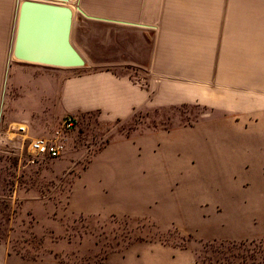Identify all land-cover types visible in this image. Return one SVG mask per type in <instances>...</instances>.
Instances as JSON below:
<instances>
[{"label":"crops","instance_id":"crops-1","mask_svg":"<svg viewBox=\"0 0 264 264\" xmlns=\"http://www.w3.org/2000/svg\"><path fill=\"white\" fill-rule=\"evenodd\" d=\"M66 1L95 24L78 28L93 58L79 69L7 65L15 0H0V129L40 135L71 114L81 136L103 142L81 150L68 136L51 190L60 197H16L0 156V264H197L191 236L264 235V0ZM142 108L168 114L131 117ZM15 162L25 181L48 175L26 155ZM108 216L191 229L177 240L105 230L115 240L95 261L93 221Z\"/></svg>","mask_w":264,"mask_h":264},{"label":"rangeland","instance_id":"rangeland-1","mask_svg":"<svg viewBox=\"0 0 264 264\" xmlns=\"http://www.w3.org/2000/svg\"><path fill=\"white\" fill-rule=\"evenodd\" d=\"M181 111L182 110L173 109V111H170V112L173 113L172 117L175 118V115L177 114L181 115L182 113ZM167 114H168V111H165L163 109H158L157 111L156 110L149 111V109L142 108V109L135 110L133 114L131 115V117L141 121L142 119H145L148 117L165 119ZM61 118L62 117H55L50 126L59 125L61 120L63 119ZM88 121L89 123L91 122L92 124V121L89 117H88ZM22 125H25L28 128L26 124H22ZM16 126L10 130L0 129V136L8 137L9 139H11L12 137H14V133H15V135L19 136L20 138V134H18L19 132L17 131ZM81 127L83 126L79 125V122H78V125L74 127V130L72 129L73 131L71 130V132H69V135L73 132H74L73 134L76 135L73 138L76 139L75 140L76 144L77 142L79 143V146H78L80 147L79 149L85 150L86 145H87L88 146L87 148L91 150V149H94L95 146L98 147L99 145L102 144L103 141L98 142L99 137L96 135L91 134L89 136L91 138L89 137L85 138L86 136H83V135L81 136L79 134L80 132L79 128L81 129ZM75 131L77 134L75 133ZM28 134L29 136H35V135L30 134L29 128H28ZM94 143L96 145H93ZM16 147H17V142L11 143V144L10 143L2 144V142H0V148H7V149L12 150V152H3V151L0 152V156H2V158L4 159V164H3V168L1 169V171L3 173L2 176L4 177L3 179L9 180V181L12 179V175L14 174V171H15V175L13 177L14 183L18 184V188L15 194L16 197L22 196V195H30V196H44V195L47 196L48 195V196L60 197L62 193L58 192L57 194H54L53 192H51V190L54 188V185L58 182V179H59V175L57 174L54 175V171H56L57 169H60L61 166L64 167L65 165L64 163H59L58 159L60 158L56 157V159H53L50 162L48 161L46 164H44L43 162H40V161L36 162L37 157L34 156L32 162L27 163V165H32L30 167L31 169L34 168V170H38V168L41 166V168L39 169H42L43 171L46 170L45 172H47L48 175H45V177H43V175L41 176L36 173V176H40L39 178L38 177L34 178L36 177L34 176L32 177V179L25 181L21 177L22 175H20V173L17 172L18 173L17 175L16 170H15L16 169L15 161H16V158L17 159L19 158V155L13 152V150H15ZM25 160L26 159L24 158L22 161H25ZM21 165H23V162L21 163ZM50 175H51V178H50ZM46 177H49L50 179ZM21 183L24 185H22ZM1 194L4 196L11 195L9 191H3ZM12 196H13V193H12ZM4 220H5V211H4V208L0 206V229L4 227ZM93 228H94V252L93 253H94L95 261L99 260L103 256L105 250L108 248L107 243L115 240L112 238H108V239L102 238L103 235L101 233L105 230L111 234L112 232H117L122 229H126L128 231L138 230V229L150 231L152 229L154 230L156 229V230H159L162 234H164L168 239L177 240V239H180V236H178L179 234H177L176 231H178L179 229L186 230V228H188V230L191 229L190 227L185 228L182 223L173 222V223H169L168 225H166V224L158 223L154 221L142 220V221L136 222L135 220L132 221L129 219L123 220V218L119 216H108L104 219L103 217H95L93 221ZM191 237H190L191 245H193V247L196 248L195 254H196L197 264H264V236L263 235L260 238L258 237L255 239H248L245 241H242L241 239H234L235 241L233 239H230V242H224V243H221V241H219L218 239L197 240ZM82 239L83 238H80L79 240L82 241ZM82 247H85V245Z\"/></svg>","mask_w":264,"mask_h":264},{"label":"water","instance_id":"water-1","mask_svg":"<svg viewBox=\"0 0 264 264\" xmlns=\"http://www.w3.org/2000/svg\"><path fill=\"white\" fill-rule=\"evenodd\" d=\"M94 25L76 14L66 0H15L7 65L13 59L46 67L83 68L87 59L93 61V58L81 42L78 28L90 30ZM115 28L111 27L110 31ZM120 59L134 62L131 57L120 56ZM3 94L4 89L2 98ZM0 150L12 152L7 148Z\"/></svg>","mask_w":264,"mask_h":264},{"label":"built area","instance_id":"built-area-1","mask_svg":"<svg viewBox=\"0 0 264 264\" xmlns=\"http://www.w3.org/2000/svg\"><path fill=\"white\" fill-rule=\"evenodd\" d=\"M77 118L71 114L63 117L59 125L50 126L44 133L29 136L25 125L17 124L16 128L20 134L14 153L26 155L32 161L34 156L45 154L48 157H57L66 148L69 132L76 125ZM14 126V127H15Z\"/></svg>","mask_w":264,"mask_h":264},{"label":"trees","instance_id":"trees-1","mask_svg":"<svg viewBox=\"0 0 264 264\" xmlns=\"http://www.w3.org/2000/svg\"><path fill=\"white\" fill-rule=\"evenodd\" d=\"M264 236V235H263ZM261 237V236H260ZM259 237V238H260ZM255 238H258V237H255ZM255 238H250V239H255ZM249 238H246V239H241L242 241H245V240H248ZM234 240V239H233ZM219 241H221V243H224V242H230V239H220ZM235 241V240H234Z\"/></svg>","mask_w":264,"mask_h":264}]
</instances>
